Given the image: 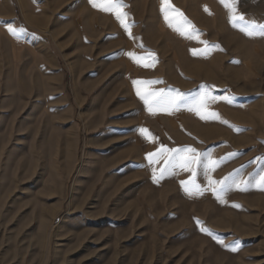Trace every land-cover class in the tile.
<instances>
[{
    "label": "rangeland",
    "instance_id": "rangeland-1",
    "mask_svg": "<svg viewBox=\"0 0 264 264\" xmlns=\"http://www.w3.org/2000/svg\"><path fill=\"white\" fill-rule=\"evenodd\" d=\"M123 2L131 36L89 0H0V264H264V190L235 187L264 172V36L220 0H170L222 49L193 55L161 0ZM238 10L264 23V0ZM133 81L179 108L149 111ZM202 98L218 118L188 110ZM189 147L194 171L170 162Z\"/></svg>",
    "mask_w": 264,
    "mask_h": 264
},
{
    "label": "snow or ice",
    "instance_id": "snow-or-ice-1",
    "mask_svg": "<svg viewBox=\"0 0 264 264\" xmlns=\"http://www.w3.org/2000/svg\"><path fill=\"white\" fill-rule=\"evenodd\" d=\"M94 8H97L105 13H111L114 15L115 19L120 23V25L124 28V30L131 36V25L126 22V18L128 14L123 11L124 8L127 7L124 4L123 0H89ZM238 2L239 0H220V3L228 10L229 12V21L233 24L234 27L237 26V21L243 22V26L240 27V31L243 32L245 35L248 36H255L260 35L264 36V23H257L254 20H245L244 14L240 13L238 10ZM161 12L163 14L165 22L168 24L170 28L174 31L178 32L180 35L184 36L187 39H198L202 33L195 28L194 25L191 24V21L187 19L186 16L179 9H175L174 6L170 3V0H161ZM206 12H209L207 6L204 7ZM209 14H211L209 12ZM14 22L7 23V31L14 37H19V35L24 32L25 30L21 28H16L13 26ZM198 42L203 44L205 47L203 50L197 52L193 50V55H202L206 56L210 49H220L219 45H209L207 41L199 40ZM127 55L130 59L134 62L141 64L145 67L154 66L155 61V54L148 53L147 56H138L135 52H128ZM145 61H149L145 63ZM158 81H133L135 85H137V95L140 96L142 100H144L145 104L148 105L149 111H153L154 109H159L163 111H169L172 109L179 108V101L182 98V94L178 91L175 95L172 94H165L163 91L161 92H151L147 89L148 85L153 83H157ZM141 86H143V91ZM160 97L159 100H151L150 97ZM207 96V94H205ZM208 99L215 101L217 98L214 96H207ZM189 111H194L201 119L206 118H218V113L215 112H207L206 111V100L202 98L197 104H194L189 107ZM223 123H227V121H221ZM238 130V129H237ZM141 134L149 140H155L147 129H140ZM264 143V141H261ZM164 151H173V150H164ZM179 152V150H175ZM185 155L179 156L177 159L176 157L171 158L170 162H174L177 166L183 168L186 171H194L192 165L197 163V157L199 154H196V150L193 148H186L184 149ZM187 154H195V156H190ZM157 154H149V159L151 162H155L152 160V157ZM234 155V154H233ZM258 160L264 159V157L257 158ZM221 161H213L209 159L208 161V168L207 171L213 170L215 167L219 165ZM155 179V176H154ZM185 183H194L193 181L182 182ZM223 181H214L209 177V185H222ZM255 186L264 190V172H262L258 178L255 179L253 184H249L248 181L241 179L239 182L235 184V187L239 188L240 190H247V187ZM187 190V189H186ZM212 191L217 193V199H222V197L218 194L219 190L216 187H212ZM234 207H239V205H233ZM197 223H200L197 221ZM201 231L208 232V229L202 227ZM210 234V233H209ZM227 247V245H225ZM230 250L235 251V248H231Z\"/></svg>",
    "mask_w": 264,
    "mask_h": 264
}]
</instances>
